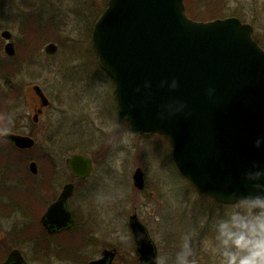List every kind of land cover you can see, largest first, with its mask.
I'll use <instances>...</instances> for the list:
<instances>
[{"label": "rangeland", "instance_id": "1", "mask_svg": "<svg viewBox=\"0 0 264 264\" xmlns=\"http://www.w3.org/2000/svg\"><path fill=\"white\" fill-rule=\"evenodd\" d=\"M197 1H187L191 15L197 16L198 8L207 18L220 8L219 15L235 14L252 26L255 40L264 48V0H211L204 8L197 7ZM36 5L37 18L26 12L15 21L0 22V32L12 34L17 62L7 58L3 46L0 60L8 70L17 64L16 71L21 74L10 81L14 88L17 82L21 90V107L15 114L21 113L23 118L18 123L15 119L13 126L18 125L23 135L30 132L35 140L32 149L22 151L11 150L0 140V261L15 247L27 264H80L85 257H95L100 248L115 247V264H135L127 220L136 213L157 246L158 264H181L183 260L188 264H225L223 250L233 251L234 246L222 244L220 225L231 227V214L246 210L237 205L219 208L205 200L180 176L164 139L136 136L117 116L113 82L98 68L91 46L92 24L105 8V0H35ZM14 8L15 0H6L0 11L10 15ZM36 40L39 43L35 45ZM49 43L57 45V51L48 56L43 48ZM34 85L47 99L35 123L32 117L40 100L32 90ZM74 153L94 160L92 175L76 181V196L86 186L87 190L75 196L71 205L79 217L100 219L97 224L82 226L85 237L95 244L81 252L71 253L62 247L59 254H44L37 251L40 244L48 250L50 244H66L70 239L60 242L41 235L37 218L45 203L38 192L47 190L48 184L59 189L71 180L65 161ZM31 162L37 165L36 175L28 170ZM137 168L144 175V191L133 186L132 174ZM53 174L57 183H52ZM34 207L35 224H29L25 217L32 215Z\"/></svg>", "mask_w": 264, "mask_h": 264}, {"label": "water", "instance_id": "2", "mask_svg": "<svg viewBox=\"0 0 264 264\" xmlns=\"http://www.w3.org/2000/svg\"><path fill=\"white\" fill-rule=\"evenodd\" d=\"M253 28L235 17L194 21L184 0H107L96 20L92 46L99 67L114 82L119 116L136 135L159 134L171 146L176 168L199 194L222 205H236L258 189L249 173L264 168V50L252 37ZM9 33L3 37L9 39ZM55 44L44 48L56 52ZM5 53L14 54L12 44ZM34 91L41 108L47 99ZM38 111L35 115L37 121ZM19 149L34 140L5 133ZM71 174H90L89 157L66 159ZM29 171L37 173L35 162ZM136 189L144 187L143 173L132 176ZM73 189L66 184L59 199L43 216L47 230L71 224L65 202ZM130 227L143 261L156 264L155 247L135 215ZM106 252L107 258H112ZM0 264H26L17 249ZM89 264H100L91 262ZM202 264V263H197Z\"/></svg>", "mask_w": 264, "mask_h": 264}, {"label": "flooded vegetation", "instance_id": "3", "mask_svg": "<svg viewBox=\"0 0 264 264\" xmlns=\"http://www.w3.org/2000/svg\"><path fill=\"white\" fill-rule=\"evenodd\" d=\"M41 1H42V3L43 2L47 3V2L52 1V0H41ZM5 2H6V0H0V10L3 9ZM14 9H13L14 10L13 14L9 13L10 15H6L2 11H0V22H4L5 20L15 21V18H19L22 14H24L26 12H30V15H33L35 13V18H37L39 16V11L36 10L37 5L35 6V0H15V8ZM4 17H5V19H4ZM16 20H18V19H16ZM16 22H20V20H18ZM4 32L9 33V35H10L9 39H5L3 37ZM38 41L39 40H36L35 45H36V43H39ZM2 42H3V45H2ZM9 43L12 44L13 49H14V54L12 56H9L5 53V47ZM2 46H3V52L5 53L7 58L11 59L10 61H12L13 58L15 59L14 55L16 53V50H15L16 45L12 41V34L8 30H4V31L0 32V50H2ZM45 46H44V48H45ZM44 48H43V52H44ZM44 54H45V52H44ZM14 62H17V60L15 59ZM96 64H97V62H96ZM15 65H17V64H13L11 69L8 70L6 67V62L0 60V81H2V83H3V84L0 83V87L2 89L0 91V129L3 128V130L0 131V140H2L3 141L2 143L6 144V146H8L9 149L12 148L13 150L18 151V149L15 147V145L9 139L4 137L5 133H10V134L19 135V136H27V137L32 138L33 140H34V138L31 136L30 132H27L26 135H23L21 132H19L18 131V129H19L18 125L13 126L15 119H16V121H15L16 123H18L19 121H22V119H23L21 113L15 114V113H17L18 108L21 107V90L17 89V82H16V88H14V84L10 82L12 79L18 80L17 77H21V74L19 73V71H16ZM34 86L36 87L37 85H34ZM34 86H32L33 91H34ZM34 93H35V91H34ZM44 107L41 108V106L38 105L36 112L41 111V113H42V110ZM34 110H35V106H34ZM32 120L34 123L37 122V121H35V114L33 115ZM1 125H3V126H1ZM14 129H16V130H14ZM0 143H1V141H0ZM34 144H35V140H34ZM2 154L8 155L5 153H2ZM89 158H90L91 163H92V170H91L90 174L87 175L86 177H84V178L74 177L66 165L67 170H68L70 177H71L70 181L64 183L63 186L59 189L56 188V186L53 187V186H50L48 184V186L46 187L47 190H45V191L39 190L38 195L41 198H43L44 203H45L43 213H41V215H39V213H38L39 217L37 216L38 217L37 218L38 223L41 225V228H42L41 235L44 238H48V239L51 238V239H53V241L55 238H58L60 240V242H61L62 238H69L70 242L66 243V244H63V243H57L56 245L50 244L49 245L50 247L48 250H45L43 248L45 246H43V244H40L38 247L39 249L37 248V251L41 250L44 254H48V253L49 254H59L62 247H67V251L73 253L74 251L75 252H81L83 250H87L88 248L90 249L94 246V244H95L94 240L92 238H90L89 236L85 237L84 233L82 232V226L88 224L89 222H95L97 224L98 222H100V219L99 218L97 219V217H93V216H89L88 219H84L82 217H79L76 215V213H75V211L71 205L77 196L82 195V193H84V191L87 190L86 189L87 186H86V187H84V190L81 191L77 196L75 194V189L77 188L76 181L83 182V181L87 180L90 177V175H92L91 173L93 172V161L94 160L92 157H89ZM55 180H56V176L53 177L52 183ZM57 182L58 181L56 180L55 183H57ZM69 183L73 185V189H72L70 196L67 198V200L65 202V208L71 215V220H72L71 224L68 225V227L63 228V229H57L56 227H53L50 230H47L42 223L43 216L45 215L47 209L59 199V197L63 191L64 186L66 184H69ZM144 190H145V180H144L143 189L138 190V191H144ZM71 199H73V200H71ZM70 200H71V202H70ZM33 210H34V212L32 211V215L27 214V216L25 217L26 219L29 220V222H28L29 224L30 223L35 224V207L33 208ZM16 214L19 215L18 213H16ZM133 215H135L137 217V220L141 223V225L147 231L148 238L150 239V241L153 243V245L155 247V253H156L155 254V261H156V264H158L157 246H156L155 242L152 240L151 235H150L149 230L146 227V225H144L141 222V220L138 218L136 213H133L128 217V220H127V228H128V234L127 235H128L129 248L132 252V257L134 259L135 264H150V263L143 261L140 257V254L136 250L135 242H134L133 235L131 232V227H130V222H131L130 218ZM77 224L80 225V227L77 228L76 227ZM32 234H33V239H34L32 248L34 249V253H35V233L33 232ZM62 236H64V237H62ZM72 241H74V244H72ZM95 241H97V240H95ZM47 248H48V246H47ZM11 249H17V248L14 247ZM107 251L111 252L113 254L112 258L106 257ZM8 253H7V255H8ZM20 253L23 256L21 251H20ZM7 255H6V258H7ZM117 257H118V249L117 248H115V247L100 248L99 252L97 253V255L95 257H93L89 260H86L87 257H85L83 259V261L81 260L80 264H89L91 262H97V261L100 262V264H115ZM23 258H24V256H23ZM25 261H26V259H25ZM26 264H27V261H26ZM195 264H197V263H195Z\"/></svg>", "mask_w": 264, "mask_h": 264}, {"label": "clouds", "instance_id": "4", "mask_svg": "<svg viewBox=\"0 0 264 264\" xmlns=\"http://www.w3.org/2000/svg\"><path fill=\"white\" fill-rule=\"evenodd\" d=\"M255 146H264V137L257 138ZM248 175L255 182L257 194L243 197L238 202L237 207L246 211L231 214V227L220 225L222 244L234 246L233 251L223 250L225 264H264V168H257ZM181 264L188 262L183 260Z\"/></svg>", "mask_w": 264, "mask_h": 264}, {"label": "trees", "instance_id": "5", "mask_svg": "<svg viewBox=\"0 0 264 264\" xmlns=\"http://www.w3.org/2000/svg\"><path fill=\"white\" fill-rule=\"evenodd\" d=\"M187 1L188 0H185L184 2H185V7H186V13H187V15L190 17V18H193V19H195V18H197V20H211V19H215V18H223V17H229V16H234V17H237V18H239V19H242V18H240L239 16H237V15H235V14H230V15H225V14H221V15H219V13H220V9H218L217 11H216V14H214V13H211L210 14V18H207V17H205L206 15H205V12H203L202 11V9H200V8H198L197 9V16H193V15H191V13H190V11H189V9H188V6H187ZM217 1L218 0H215L213 3H217ZM208 2H211V0H209V1H207V0H199V1H197V3H196V5H197V7H200V6H202V8H204V5L205 4H207ZM222 2V1H221ZM105 4H106V0H105ZM203 12V13H202ZM203 15H205L204 17H203ZM219 15V17H216V16H218ZM262 46V45H261ZM175 167V166H174ZM52 170H54V169H52ZM177 170V169H176ZM178 171V170H177ZM179 173V172H178ZM53 175H56V174H53ZM186 182V181H185ZM187 183V182H186ZM191 188V187H190ZM192 189V188H191ZM193 190V189H192ZM194 191V190H193ZM205 200H208V201H210V202H212L213 204H216L217 206H219V208L220 207H233V206H223V205H220V204H217L216 202H214V201H212L211 199H209V198H207V197H205V196H202ZM1 262V261H0Z\"/></svg>", "mask_w": 264, "mask_h": 264}]
</instances>
